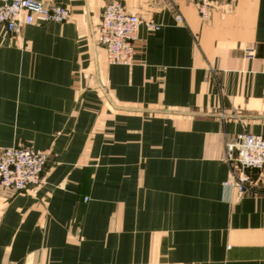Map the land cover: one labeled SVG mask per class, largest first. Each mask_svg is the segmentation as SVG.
<instances>
[{
	"label": "crops",
	"instance_id": "crops-1",
	"mask_svg": "<svg viewBox=\"0 0 264 264\" xmlns=\"http://www.w3.org/2000/svg\"><path fill=\"white\" fill-rule=\"evenodd\" d=\"M43 1L70 18L0 29V148L50 152L0 186V264H264V179L225 185L226 142L264 132V0H120L129 64L97 41L112 0Z\"/></svg>",
	"mask_w": 264,
	"mask_h": 264
},
{
	"label": "built area",
	"instance_id": "built-area-1",
	"mask_svg": "<svg viewBox=\"0 0 264 264\" xmlns=\"http://www.w3.org/2000/svg\"><path fill=\"white\" fill-rule=\"evenodd\" d=\"M215 1L196 0L202 19L209 18ZM70 16L68 6L48 5L43 0H0V29L12 34H19L25 25L37 21L63 23ZM140 24L139 16L129 12L120 0L104 5L97 41L104 47L109 63L129 64L133 61ZM147 27L155 30L159 25L150 21ZM49 156L47 150L27 145L0 148V186L16 192L40 186ZM225 157L232 172L225 185L235 187L240 194L254 188L258 179H264V132L237 134L226 142ZM251 170L258 172L257 178L251 175Z\"/></svg>",
	"mask_w": 264,
	"mask_h": 264
},
{
	"label": "rangeland",
	"instance_id": "rangeland-1",
	"mask_svg": "<svg viewBox=\"0 0 264 264\" xmlns=\"http://www.w3.org/2000/svg\"><path fill=\"white\" fill-rule=\"evenodd\" d=\"M27 146H31V145H27ZM48 151V150H47ZM49 152V151H48ZM49 154H50V152H49Z\"/></svg>",
	"mask_w": 264,
	"mask_h": 264
}]
</instances>
